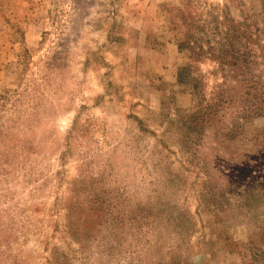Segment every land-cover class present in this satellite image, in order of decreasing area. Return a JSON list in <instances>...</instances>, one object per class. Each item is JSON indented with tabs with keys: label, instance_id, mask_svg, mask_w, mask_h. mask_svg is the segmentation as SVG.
<instances>
[{
	"label": "rangeland",
	"instance_id": "rangeland-1",
	"mask_svg": "<svg viewBox=\"0 0 264 264\" xmlns=\"http://www.w3.org/2000/svg\"><path fill=\"white\" fill-rule=\"evenodd\" d=\"M263 14L0 0V264H264Z\"/></svg>",
	"mask_w": 264,
	"mask_h": 264
},
{
	"label": "trees",
	"instance_id": "trees-1",
	"mask_svg": "<svg viewBox=\"0 0 264 264\" xmlns=\"http://www.w3.org/2000/svg\"><path fill=\"white\" fill-rule=\"evenodd\" d=\"M264 15V14H263ZM218 31H220L221 29L219 27H216ZM222 32V40L221 41H216V44L219 45V47H221L222 45L225 46L227 45L228 43V33H229V30H225V31H221ZM264 40V37L262 38ZM250 94V93H248ZM262 95H264V90L262 92ZM263 99V98H262ZM256 106L259 108V106L261 107V105L259 104V106L257 105V103H251L250 105L247 106V110L250 109L249 111L251 112L252 110H254L256 108ZM154 206L152 205L150 208H149V211L148 213L152 216L153 220H155L156 218H159L163 215V211H160L159 213H156V212H153L154 211ZM165 217H167V219H169V216L170 214L168 212H170L169 210H166L165 211ZM178 224V223H176ZM178 226V225H177ZM256 256H258L259 258L263 259L264 255H263V252H261L260 254H254ZM255 257V256H254ZM263 262V260L261 261Z\"/></svg>",
	"mask_w": 264,
	"mask_h": 264
}]
</instances>
